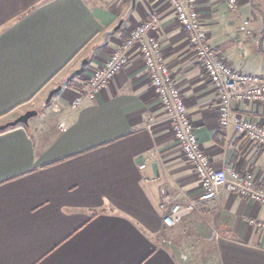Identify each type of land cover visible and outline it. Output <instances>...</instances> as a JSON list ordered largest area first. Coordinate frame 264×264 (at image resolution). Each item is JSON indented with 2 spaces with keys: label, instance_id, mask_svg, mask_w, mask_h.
Listing matches in <instances>:
<instances>
[{
  "label": "crops",
  "instance_id": "crops-1",
  "mask_svg": "<svg viewBox=\"0 0 264 264\" xmlns=\"http://www.w3.org/2000/svg\"><path fill=\"white\" fill-rule=\"evenodd\" d=\"M208 42L236 70L264 74V0H197ZM151 14L172 80L214 169L264 188V150L218 123L216 93L161 0H0V264H264V207L221 191L201 202L138 48L94 101L70 102ZM248 20L247 33L239 30ZM86 60L81 73L74 75ZM74 77V78H71ZM61 86L46 104L50 90ZM264 124V103H232ZM191 215L167 228L176 203ZM163 237V238H162Z\"/></svg>",
  "mask_w": 264,
  "mask_h": 264
},
{
  "label": "built area",
  "instance_id": "built-area-1",
  "mask_svg": "<svg viewBox=\"0 0 264 264\" xmlns=\"http://www.w3.org/2000/svg\"><path fill=\"white\" fill-rule=\"evenodd\" d=\"M161 1L171 7L178 25L187 35L196 59L215 89L219 125L224 128L233 126L235 131L243 135L249 143L264 150V124L252 119L233 117L230 113L233 102L264 103V74L257 75L236 70L212 48L207 33L202 27L197 0ZM227 7L233 9L234 0H227ZM247 27L248 20H244L239 30L247 33ZM158 28L159 21L155 14H151L139 23L120 47L91 74L86 87L70 102V107L76 109L87 101H94L126 66L127 53L136 46L150 84L165 112L166 121L179 143L180 151L184 159L192 165L199 180L202 189L199 201L210 202L221 191L227 190L231 194L264 207V188L254 182L250 175L231 167L214 169L211 166L209 157L200 147L180 91L165 63L156 36ZM196 204V201H189L171 205L162 217V224L167 228L175 226L181 219L191 215ZM248 223L253 229L264 232V221L249 220Z\"/></svg>",
  "mask_w": 264,
  "mask_h": 264
},
{
  "label": "water",
  "instance_id": "water-1",
  "mask_svg": "<svg viewBox=\"0 0 264 264\" xmlns=\"http://www.w3.org/2000/svg\"><path fill=\"white\" fill-rule=\"evenodd\" d=\"M86 62H87L86 60H83L80 63L79 68L76 71H74L73 74L76 75V74L81 73L82 70L84 69V65L86 64ZM60 90H61V86H57L56 88L50 90L48 92L47 97H46L44 102L47 104L51 100L53 95L58 93ZM36 114H37V112L35 110L27 111V112L23 113L22 115L18 116L13 121H10V122H7V123H5L3 125H0V131H3L5 129H7V128L14 127V126H17V125L26 126L28 124V120L30 118H32L33 116H35Z\"/></svg>",
  "mask_w": 264,
  "mask_h": 264
},
{
  "label": "trees",
  "instance_id": "trees-1",
  "mask_svg": "<svg viewBox=\"0 0 264 264\" xmlns=\"http://www.w3.org/2000/svg\"><path fill=\"white\" fill-rule=\"evenodd\" d=\"M71 78H74V77H71ZM19 126H21V125H17V126H14V127L7 128V129H5V130H3V131H0V134L3 133V132H5V131H8V130L14 129V128H16V127H19Z\"/></svg>",
  "mask_w": 264,
  "mask_h": 264
},
{
  "label": "rangeland",
  "instance_id": "rangeland-1",
  "mask_svg": "<svg viewBox=\"0 0 264 264\" xmlns=\"http://www.w3.org/2000/svg\"><path fill=\"white\" fill-rule=\"evenodd\" d=\"M163 238V237H162Z\"/></svg>",
  "mask_w": 264,
  "mask_h": 264
}]
</instances>
